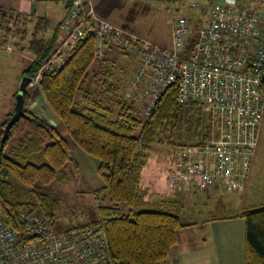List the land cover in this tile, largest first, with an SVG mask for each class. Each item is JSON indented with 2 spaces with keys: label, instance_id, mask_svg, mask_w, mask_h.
Here are the masks:
<instances>
[{
  "label": "built area",
  "instance_id": "1",
  "mask_svg": "<svg viewBox=\"0 0 264 264\" xmlns=\"http://www.w3.org/2000/svg\"><path fill=\"white\" fill-rule=\"evenodd\" d=\"M84 1H73L60 24L58 46L28 88L38 85L43 74L61 69L91 35L97 62L114 53L136 62L124 97L142 116H148L161 93L172 86L178 103L199 113L189 137L173 144L168 186L244 192L264 113V0L256 8L239 0H216L195 21L178 18L166 45L99 18L93 4L86 7ZM10 41L11 34L0 32V48L9 49ZM19 220L20 234L0 207V264H116L102 226L57 230L49 219L32 212H21ZM172 262L170 256L161 264Z\"/></svg>",
  "mask_w": 264,
  "mask_h": 264
},
{
  "label": "trees",
  "instance_id": "2",
  "mask_svg": "<svg viewBox=\"0 0 264 264\" xmlns=\"http://www.w3.org/2000/svg\"><path fill=\"white\" fill-rule=\"evenodd\" d=\"M47 1L63 2L69 12L74 0ZM214 1L207 0L210 3L201 7L198 15H205ZM59 25L46 18L0 8V32L11 34L13 50L33 57L23 76L34 77L58 46ZM112 62L109 58L102 62L94 59V40L89 35L76 46L61 69L40 77L36 87L64 125L66 137L31 113L28 103L32 96L26 90L25 118H20L0 140V207L7 223L19 234L23 228L21 212L36 213L54 225L51 210L57 211L58 202L41 189L67 179L70 166L79 172L71 142L97 161L96 172L105 186L100 192L87 191L94 195L98 205L99 218L91 225L104 228L113 260L116 264H161L171 256L176 233L191 224L167 211L133 210L145 156L156 143L174 144L189 137L194 119L198 125L199 113L180 105L177 88L172 86L161 93L149 115L142 116L138 107L125 100L128 82L121 94L116 93V84L110 82ZM95 63L100 67L94 77L90 69ZM92 76L98 84L94 90L88 86ZM12 114L1 124V132ZM22 121L42 134L25 131L16 136ZM16 186L23 191H15ZM241 218L243 264H264V207L249 210Z\"/></svg>",
  "mask_w": 264,
  "mask_h": 264
},
{
  "label": "rangeland",
  "instance_id": "3",
  "mask_svg": "<svg viewBox=\"0 0 264 264\" xmlns=\"http://www.w3.org/2000/svg\"><path fill=\"white\" fill-rule=\"evenodd\" d=\"M216 0L213 2L215 3ZM34 0H0V8L7 10H29L34 5ZM210 3L207 0H103L100 6L103 7L104 13L100 18L118 25L139 37L149 40L155 44H164L169 42L172 25L180 17H186L195 21L198 19V12L201 7H206ZM196 4L199 8H194ZM50 8H56L57 11L51 12L52 17H56L58 8L62 2L49 1ZM50 13V15H51ZM110 54L109 60L114 61L113 75L111 83L116 84L117 94H121L123 86L128 82L137 67L135 61L127 59L119 53ZM6 62V61H5ZM13 68V75L16 74V67L24 68L28 62L14 61L10 62ZM99 64L95 63L90 69V75H96ZM3 66L0 62V82L10 84V78L7 81L2 74ZM13 76V79H14ZM90 78L89 89L94 90L98 87L94 77ZM20 82V81H19ZM1 85V84H0ZM4 87L5 92H8ZM29 90V89H28ZM5 99L3 90L0 89V102ZM3 105L2 103L0 106ZM115 106L112 110L115 111ZM138 110H135L137 114ZM29 131L32 135L42 134L39 130L32 128L29 124L22 121L16 130V135L20 136L22 131ZM70 145L73 146L70 142ZM74 152L77 154L75 160L82 164V158H86L92 167L97 163L96 159L86 155L78 147ZM175 147L167 142L156 143L152 145L145 156V164L140 178V192L133 207L134 211H166L172 210L175 213H187L190 218L184 220L187 222H199L206 213L211 211V216L220 215L226 207V192L218 190L207 194L205 190L192 189L191 192L170 188L169 179L170 170L174 169ZM173 167L170 169V166ZM83 169H85L83 167ZM170 169V170H169ZM15 191L20 193L23 189L15 187ZM87 185L84 180L83 171L76 173L73 166L68 169V177L62 181L54 182L41 189V192L58 202L57 211L51 210L53 214L54 227L57 230H64L76 225H91L99 218L97 210V200L93 194L87 193ZM23 194V193H21ZM23 198V196L21 197ZM175 202L177 207H169V202ZM208 204H214V207H206ZM229 211V209H226ZM200 213V215H199ZM190 219V220H189ZM200 231L203 230L199 227Z\"/></svg>",
  "mask_w": 264,
  "mask_h": 264
},
{
  "label": "crops",
  "instance_id": "4",
  "mask_svg": "<svg viewBox=\"0 0 264 264\" xmlns=\"http://www.w3.org/2000/svg\"><path fill=\"white\" fill-rule=\"evenodd\" d=\"M34 1H36V3L32 5L29 10L26 11L18 9V11L32 14L37 18H46L54 25L61 24L68 14V11H66L64 8L63 2L62 6L58 8L56 17H52L51 12H55L57 10L56 8H50L48 6L49 1ZM239 1H241L242 4L247 8H256L259 6V0ZM102 2L103 0H85L84 5L87 7L90 4H93L95 14L99 17V15L102 16L104 13L103 7L100 6ZM60 36L61 31L59 29L58 38H60ZM114 54V57L116 58V53ZM12 61H14V63L16 62L17 64L18 61L21 63L27 61L29 64L33 61V57L27 53L13 50L10 44L9 49L7 50L0 48V62L3 66V70L1 72L7 81L10 78V84L8 83L6 85V83L0 82V89L3 90V93L5 94V99L3 102H0V104H3L0 106V126L8 118V116L14 112L15 95L17 93L19 81L23 76L22 72L24 68L28 66V64L24 68L17 66L16 74L14 76L12 71L13 68L10 64ZM5 85L8 92H5L4 90ZM27 91L32 96L28 103V108L31 113L41 121L52 127H55L63 136L66 137L67 135L65 134L64 125L50 111L40 88L35 86L32 88H27ZM23 132L25 131L23 130L21 134ZM2 137L3 132H1L0 128V140ZM71 152L75 159L79 152L74 145L71 146ZM74 152H77V154ZM81 160L82 164L79 160H76V162L78 164L79 172L80 169L83 171L87 190L92 192H100L104 188L105 184L96 172L97 163L94 167H92L91 164L88 165L89 161L86 158H82ZM83 167L85 169H83ZM172 167L173 165L170 166V169ZM192 189L197 190V188H187L184 191L191 192ZM203 190L206 191V195L212 194L211 192L218 193V190L223 191V189L216 187H214L212 190L208 188ZM223 192H226L227 194V202L225 204L227 207L226 209H229V211L226 209L222 210L220 212L221 214L218 216H211L212 213L210 211L206 213V215L203 216V219L199 222H187L184 220H188V218L192 217H188L186 215L187 213H175V211L166 210L169 213L178 215L184 221V223L191 224V226L179 230L176 233V244L171 251V258L173 260L172 264H243L244 223L241 215L249 210L264 207V113L258 133V143L255 149L254 157L252 159L244 192H228L226 190ZM168 205H170L169 207H177V204L173 201L169 202ZM210 206L214 207L215 205L208 204L206 201V207ZM199 227H202L203 230H198Z\"/></svg>",
  "mask_w": 264,
  "mask_h": 264
},
{
  "label": "water",
  "instance_id": "5",
  "mask_svg": "<svg viewBox=\"0 0 264 264\" xmlns=\"http://www.w3.org/2000/svg\"><path fill=\"white\" fill-rule=\"evenodd\" d=\"M31 83V78L28 76H22L17 93L15 95V107H14V112L12 116L9 118L7 121L5 128L3 130V137L1 141L5 138L6 134L10 130V128L20 119V118H25V114L23 112V103H24V93L26 92L29 84Z\"/></svg>",
  "mask_w": 264,
  "mask_h": 264
}]
</instances>
